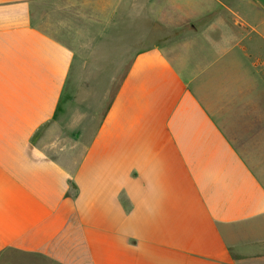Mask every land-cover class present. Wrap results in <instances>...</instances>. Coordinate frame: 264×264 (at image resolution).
Here are the masks:
<instances>
[{
	"label": "crops",
	"instance_id": "obj_1",
	"mask_svg": "<svg viewBox=\"0 0 264 264\" xmlns=\"http://www.w3.org/2000/svg\"><path fill=\"white\" fill-rule=\"evenodd\" d=\"M45 1L0 0V264H264V10L114 0L69 42Z\"/></svg>",
	"mask_w": 264,
	"mask_h": 264
},
{
	"label": "rangeland",
	"instance_id": "obj_2",
	"mask_svg": "<svg viewBox=\"0 0 264 264\" xmlns=\"http://www.w3.org/2000/svg\"><path fill=\"white\" fill-rule=\"evenodd\" d=\"M111 1L114 0H49L42 2L41 5L46 12L45 14L49 13L47 16L50 17L49 22L46 24L47 30L60 39L69 42L71 35L75 34L76 31H83L91 35L92 22L96 21L99 17L107 16ZM259 13L260 16L256 18V22L261 26V30H264V11H260ZM165 32L168 31L166 30ZM176 35L178 34L176 33ZM254 37L252 36L250 39ZM247 44V47L251 48L255 54L264 58L263 41L258 40L255 46H253L255 42L251 46H249L250 42H245V46ZM260 69L263 71L264 68L260 67ZM260 82L261 85H264V78H260ZM253 137L264 139L262 133L260 136L255 135ZM234 144L241 150L247 162L264 181V140L247 143L235 141ZM254 154L258 156L253 157Z\"/></svg>",
	"mask_w": 264,
	"mask_h": 264
},
{
	"label": "water",
	"instance_id": "obj_3",
	"mask_svg": "<svg viewBox=\"0 0 264 264\" xmlns=\"http://www.w3.org/2000/svg\"><path fill=\"white\" fill-rule=\"evenodd\" d=\"M264 10V0H254Z\"/></svg>",
	"mask_w": 264,
	"mask_h": 264
}]
</instances>
